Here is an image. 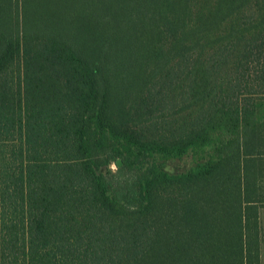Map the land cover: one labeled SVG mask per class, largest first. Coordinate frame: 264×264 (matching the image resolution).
<instances>
[{
    "label": "trees",
    "instance_id": "trees-1",
    "mask_svg": "<svg viewBox=\"0 0 264 264\" xmlns=\"http://www.w3.org/2000/svg\"><path fill=\"white\" fill-rule=\"evenodd\" d=\"M261 201L264 0H0V264H258Z\"/></svg>",
    "mask_w": 264,
    "mask_h": 264
},
{
    "label": "crops",
    "instance_id": "crops-1",
    "mask_svg": "<svg viewBox=\"0 0 264 264\" xmlns=\"http://www.w3.org/2000/svg\"><path fill=\"white\" fill-rule=\"evenodd\" d=\"M250 220L251 226L245 227L243 234L249 236V245L258 252V264H264V201L259 202L257 211H253Z\"/></svg>",
    "mask_w": 264,
    "mask_h": 264
},
{
    "label": "rangeland",
    "instance_id": "rangeland-1",
    "mask_svg": "<svg viewBox=\"0 0 264 264\" xmlns=\"http://www.w3.org/2000/svg\"><path fill=\"white\" fill-rule=\"evenodd\" d=\"M81 1H87V0H81ZM112 1V0H111ZM190 163H191V160H190V158H185V159H183V160H173V161H171L169 164H168V169L169 170H171V171H173V172H177V171H182V170H185V169H187L188 168V166L190 165ZM112 168L113 169H116V165L115 164H113L112 165ZM197 246V245H196ZM188 247H190L189 249H186V254H184V255H181V257H184V256H188V255H193L194 256V258H196V254L195 253H200V252H202V251H200L199 249H198V247H195V246H188ZM206 250V249H205ZM216 250H218L219 252H220V254H222L223 256H226L227 255V252H228V250H226V253L225 254H223L224 253V250H219V249H216ZM216 252V251H215ZM227 257H228V255H227Z\"/></svg>",
    "mask_w": 264,
    "mask_h": 264
},
{
    "label": "water",
    "instance_id": "water-1",
    "mask_svg": "<svg viewBox=\"0 0 264 264\" xmlns=\"http://www.w3.org/2000/svg\"><path fill=\"white\" fill-rule=\"evenodd\" d=\"M117 163H118L119 166L122 165L123 162H122L121 158H118Z\"/></svg>",
    "mask_w": 264,
    "mask_h": 264
}]
</instances>
